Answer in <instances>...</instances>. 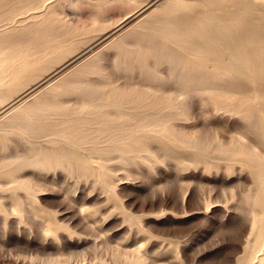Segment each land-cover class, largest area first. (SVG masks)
<instances>
[{"label": "rangeland", "instance_id": "1", "mask_svg": "<svg viewBox=\"0 0 264 264\" xmlns=\"http://www.w3.org/2000/svg\"><path fill=\"white\" fill-rule=\"evenodd\" d=\"M149 1L53 0L50 14L24 21L0 4V62L17 64L2 74L0 100L44 77L54 83L0 117V264H132L137 257L144 264H244L249 257L261 187L254 165L234 150L252 148L264 158L254 128L256 120L264 126V69L247 75L230 64L211 78L212 92L201 94L195 62L204 55L205 62H235L231 49L251 50L242 20L263 5L184 0L168 14L158 2L107 38ZM105 81L122 92L170 94L178 105L166 109V122L187 139L151 122L108 123L126 107L87 91ZM199 135L212 145L195 146L190 139Z\"/></svg>", "mask_w": 264, "mask_h": 264}, {"label": "bare ground", "instance_id": "2", "mask_svg": "<svg viewBox=\"0 0 264 264\" xmlns=\"http://www.w3.org/2000/svg\"><path fill=\"white\" fill-rule=\"evenodd\" d=\"M254 1L257 4H260V6L263 5V7H262L263 9H261V7L258 6L260 11L261 10L262 11L261 12L257 11L258 12V14H257V12H256L257 9H256L255 13L253 12L254 15L256 14L254 18L250 17L253 15L252 11L250 12L252 14L249 16L248 15L246 16V14L243 12L244 15L242 13V16L244 18H245V16L250 17V18H245V20L243 19L242 21H244V23H243V25L241 24L242 26H244L243 30L245 33L244 34L245 40L247 43H252L253 48L251 50H248L246 48L240 50L238 47L231 49L229 56H231L235 62H220V61L218 62L219 58H216V59L214 58L213 60H215V62H205L206 59H208V56L207 55L202 56L200 58L202 62H200V61L195 62V64H196L195 65V72L199 75L200 81H202V83H200L201 85L199 86L198 93H201V94L211 93L212 87H213V83L211 81V78H213L214 76H219L220 73L226 68V66H228L230 64L237 63L239 65L238 70L240 72L247 74V75H250L254 71L258 72L261 69H264L263 68L264 67V61L262 60V57L264 54V25L262 24V21L264 19V0H254ZM52 2H53V0H0V4L9 6V8L7 9L5 14L9 18L15 17L14 18L15 21H24L27 17H36V16L44 14V13L50 14L52 12V8L50 5ZM158 2H159V4L161 3V5L165 7V10H166L165 12L168 14H170V13L172 14V11H174L177 7L186 5V2L184 0H151L148 3L138 7L136 10L132 11L126 17H124L120 22H118L111 29L112 32L110 31L111 34H109L107 38L113 37L115 34H118L119 32H121L123 29H125L128 26V24L133 19L141 16L143 13H146L148 11L156 9L155 5ZM39 7H41V9H38ZM250 9H252V8H250ZM19 14H21V15L18 16ZM16 16H18V17H16ZM176 27H177V24H175V23L171 24L170 29H168L170 31V34L176 36V33H177ZM177 28H179V27H177ZM213 33L217 36L220 35L222 37L220 40H222L224 38L223 40L226 41L225 43H229L228 39L230 37H226L223 34V31L220 32L217 28H215L213 30ZM232 33H233V35H232ZM232 33H231V35L234 36V31ZM184 36L186 37V35H184ZM232 36H231V38H232ZM187 37H186V39H187ZM242 37H240V35H239L238 38L241 39ZM182 38H184L183 35H181V39ZM194 41H196V39ZM236 42H237V40H236ZM188 43H191V42H189V40H188ZM202 44H204V43H202ZM229 44L232 45L231 42ZM207 46H209V45H207ZM201 47L205 50V52H208L207 54L212 52V51L208 50L206 46L203 47L201 45ZM193 49H191V50H193ZM203 49H201V50H203ZM15 65H17V64H15V63L11 64V62H5V60L0 62V79L2 77V74L5 73L6 69L13 67L14 68L13 70H15V68H16ZM43 79H45V77ZM43 79L40 80L42 82L39 81L38 83H36L35 87H32L30 89L28 88V90H25L20 95H18L16 98L8 99V100H6V98H5V100H0V117H3L5 114H8L11 111H13L14 109H16V106H18V104L20 102L22 103L25 100H28L29 96L32 95L37 89L41 88L42 86L50 85L53 83L52 80H50L49 78H47L45 80H43ZM255 82H257V81L255 80ZM107 87H111V88L107 89ZM61 89H63V88H61ZM87 91L92 93V94L99 95V96L103 97L105 100H113L117 104H120V105H123L124 107H126L125 110L122 112V114H124V115L118 114L120 119L107 116V118L105 120H107L108 123L110 122V124H114V123H116V124L124 123L125 124V123H127V124L133 125V126H140L141 125L140 127H142L145 124H147L148 122H151L153 124L160 125L162 127L167 128L172 134L176 135L181 140L187 139L183 133L176 132L174 130V128L168 122H166L165 114H167V112H168L166 109L173 108V107L177 106L178 103H176V101L172 98V96L170 94L169 95L165 94L166 93L165 91H163L162 93H158L157 91L143 92V91H136L133 89L130 92H128V91L122 92V91H119L117 89V87L111 86V83L109 81H105L104 83H102L100 85H96V86L92 85V84H88ZM34 101H35V99H34ZM34 101H32V102L37 103V101L36 102H34ZM45 103H47V102H45ZM50 103H52V105L56 104L55 101H51ZM36 105H38V104H36ZM45 106H43V107H45ZM61 106L62 105H60V107ZM135 108H139V110L134 111ZM55 109H57V108H55ZM122 116H124V117H122ZM148 116H150L151 118L149 119V121L144 123L145 118H147ZM45 120H47V119H45ZM261 124H262V122L260 120L259 121L256 120L254 122V125H255L254 128H256V131H257V134H258L260 140H262L264 142V126H262ZM110 129L115 130V129H117V126H115V125L110 126ZM111 139L123 140V142L125 141V143H127V140L131 139V136L130 135L129 136L123 135L122 137H117L116 135H114V137H111ZM140 139H141V137L138 135H136L134 138V140H138V141ZM190 141H192L195 146L202 148V149H207L210 145H212V142L208 136L199 135L193 139L191 138ZM91 143H94V142L91 141ZM86 144H88V143L86 142ZM96 146H98V145H96ZM234 151L235 152L241 151V153H243L248 158V160L254 165V169L256 172V178H257V181L261 187V191L259 192L258 196L256 197L255 203H256V205L258 204L261 206L262 214L259 217H254V221H253L254 238L252 239V249H251V253H250L249 257L247 258V260L244 264H264V158L259 154L258 151H256L255 149H252V148H248V147H245L242 149H235ZM11 161H13V160H11ZM61 261L59 259H53L52 260V262L54 264H61ZM132 264H144V263L140 257H137L134 259Z\"/></svg>", "mask_w": 264, "mask_h": 264}, {"label": "snow or ice", "instance_id": "3", "mask_svg": "<svg viewBox=\"0 0 264 264\" xmlns=\"http://www.w3.org/2000/svg\"><path fill=\"white\" fill-rule=\"evenodd\" d=\"M142 247V246H141Z\"/></svg>", "mask_w": 264, "mask_h": 264}]
</instances>
